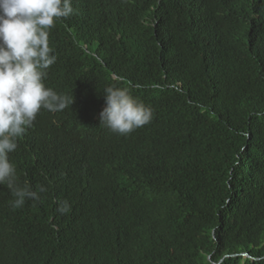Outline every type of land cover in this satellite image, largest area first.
I'll return each instance as SVG.
<instances>
[{
  "label": "trees",
  "instance_id": "trees-1",
  "mask_svg": "<svg viewBox=\"0 0 264 264\" xmlns=\"http://www.w3.org/2000/svg\"><path fill=\"white\" fill-rule=\"evenodd\" d=\"M72 7L45 85L74 100L9 155L47 191L13 210L0 186V264H264V0ZM110 85L151 122L101 126Z\"/></svg>",
  "mask_w": 264,
  "mask_h": 264
},
{
  "label": "clouds",
  "instance_id": "clouds-1",
  "mask_svg": "<svg viewBox=\"0 0 264 264\" xmlns=\"http://www.w3.org/2000/svg\"><path fill=\"white\" fill-rule=\"evenodd\" d=\"M73 13L72 0H0V186L10 191L13 210L38 201L47 191L44 185L34 190L27 181L20 183L9 155L40 115H53L73 103L45 85L48 69L57 60L49 44L50 30ZM103 99L100 125L114 134L126 137L153 119V109L128 87L110 85ZM56 210L66 215L71 204L60 201Z\"/></svg>",
  "mask_w": 264,
  "mask_h": 264
},
{
  "label": "water",
  "instance_id": "water-1",
  "mask_svg": "<svg viewBox=\"0 0 264 264\" xmlns=\"http://www.w3.org/2000/svg\"><path fill=\"white\" fill-rule=\"evenodd\" d=\"M243 256H247V255H244V254H243Z\"/></svg>",
  "mask_w": 264,
  "mask_h": 264
}]
</instances>
